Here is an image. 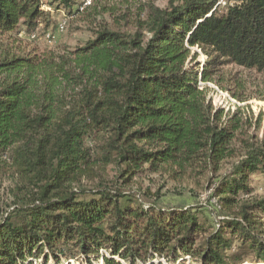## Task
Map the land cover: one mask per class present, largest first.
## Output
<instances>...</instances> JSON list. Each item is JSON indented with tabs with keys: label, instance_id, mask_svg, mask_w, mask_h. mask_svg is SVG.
<instances>
[{
	"label": "trees",
	"instance_id": "16d2710c",
	"mask_svg": "<svg viewBox=\"0 0 264 264\" xmlns=\"http://www.w3.org/2000/svg\"><path fill=\"white\" fill-rule=\"evenodd\" d=\"M215 3L150 2L138 25L148 38L99 28L70 64L61 57L49 66L44 81L36 79L43 66L37 58H0V166L14 178V208L0 222V264H91L101 249L126 264H151L165 252L167 261L188 255L230 264L233 238L264 260V200L240 198L252 192L250 177L264 171V114L250 123L237 114L222 120L223 111L197 89L198 80L214 82L221 67L264 72V0H234L222 13ZM40 4L0 0V35L19 24L34 33L49 16ZM193 48L207 58L199 75L185 68L197 57ZM63 84L68 98L59 92ZM109 167L123 184L143 171L217 175L213 197L226 217L199 241L194 213H160L100 183L80 186ZM103 264L118 263L104 257Z\"/></svg>",
	"mask_w": 264,
	"mask_h": 264
},
{
	"label": "rangeland",
	"instance_id": "374dc122",
	"mask_svg": "<svg viewBox=\"0 0 264 264\" xmlns=\"http://www.w3.org/2000/svg\"><path fill=\"white\" fill-rule=\"evenodd\" d=\"M36 1H40L41 11L49 16L41 18L40 25L30 36L24 32L21 24L11 34L0 35V58L5 56L37 58L38 63L43 66L38 71L36 79L44 81V76L50 74L47 71L49 66L62 64L61 57L65 63L68 61L70 64L73 61L72 54L83 48L99 28L105 27L109 31L123 35H133L139 31L148 38L145 29L138 26L145 20V5L151 2L159 8H165L168 0H70V9L64 8L55 0ZM213 1L217 3V0ZM233 1L226 0V6H220L216 10L218 13L224 12ZM62 20H67V26L63 32H59L57 27ZM192 53H196L197 57L191 62L189 58L185 68L199 75L207 58L197 48H193ZM213 81L203 83L198 80L197 89L205 90V98L212 107L223 111L222 120L237 114V118L242 122L250 123L260 113L264 114V72L246 71L233 65L225 66L219 68ZM59 89L65 97L70 96L71 91L66 84L61 85ZM238 98H243L245 102ZM263 128L264 121L258 133L259 142L262 139ZM249 133H253V129ZM117 171L114 167H109L99 176L100 178L82 179L80 186L90 190L100 183L111 191L129 195L133 205L138 206L140 201L160 213L178 214L182 211L194 213L204 232L199 235V241L213 232L221 217H226L224 212L219 210L217 200L213 197V184L218 181L217 175L214 178L206 175L198 179H189L175 178L163 171L158 174L143 171L136 174L129 183L123 184L115 174ZM11 172L8 168L0 166V222L14 208L12 205L14 178ZM249 187L252 190L251 194L249 196L241 194V199L264 200V171L250 177ZM260 216L262 218L260 221L264 224V213L262 212ZM226 252L230 264H264V260H258L247 243L242 244L236 238L232 239L231 247ZM167 254L168 252H165L156 256L151 264H189L183 260L188 255L167 261ZM104 257L118 264H126L116 256L110 257L103 249L99 250L98 255L91 256V264H103ZM77 259L75 261L62 258L60 264H86L82 259ZM191 259L195 261L193 264H201L199 260ZM30 262L43 264L41 259L37 258L31 259ZM48 264L55 263L50 260Z\"/></svg>",
	"mask_w": 264,
	"mask_h": 264
},
{
	"label": "built area",
	"instance_id": "2783aa9c",
	"mask_svg": "<svg viewBox=\"0 0 264 264\" xmlns=\"http://www.w3.org/2000/svg\"><path fill=\"white\" fill-rule=\"evenodd\" d=\"M225 1H226V0H217V3H216V6H215V9L219 8L220 6H226V2H225ZM230 5H232V4H229L228 6H230ZM228 6H227V7H228ZM66 26H67V22H66V20H62L60 23H58V27H57V29H58L59 32H63V31L66 29ZM200 85H201V83H200ZM183 260H185L186 263H189V264H193V263H195V261H193V260L191 259V257H189V256L184 257Z\"/></svg>",
	"mask_w": 264,
	"mask_h": 264
}]
</instances>
